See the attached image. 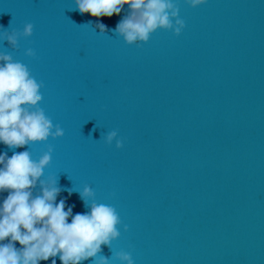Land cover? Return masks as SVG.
<instances>
[{
  "label": "water",
  "instance_id": "water-1",
  "mask_svg": "<svg viewBox=\"0 0 264 264\" xmlns=\"http://www.w3.org/2000/svg\"><path fill=\"white\" fill-rule=\"evenodd\" d=\"M178 7L181 34L158 29L138 47L112 31L127 6L100 34L73 0H0L5 30L34 25L0 51L43 82L40 107L64 131L0 152L38 158L50 144L42 179L57 178L58 200L83 213L89 185L113 206L120 236L98 254L112 264L118 251L135 264H264V0ZM113 130L123 147L106 142Z\"/></svg>",
  "mask_w": 264,
  "mask_h": 264
},
{
  "label": "clouds",
  "instance_id": "clouds-1",
  "mask_svg": "<svg viewBox=\"0 0 264 264\" xmlns=\"http://www.w3.org/2000/svg\"><path fill=\"white\" fill-rule=\"evenodd\" d=\"M179 0H73L81 15L97 18L94 29L100 34L109 31L101 18L124 15L112 29L129 44L138 47L149 41L158 29L171 30L180 35L185 21L179 16ZM195 8L207 0H183ZM89 24H92L90 21ZM34 25L26 23L22 30H5L0 25V41H7L16 49L21 38L33 35ZM27 56L34 57L32 48ZM42 81H38L28 66L0 51V144L8 149L23 148L33 143H46L49 138L64 135L59 124H54L40 107L43 99ZM108 144L115 141L123 147L116 130L106 134ZM53 147L34 158L30 150L0 152V264H82L93 258V264H112L108 257L98 255L102 245L111 247L120 236V216L108 204L99 203L91 186L79 190L87 211L73 213L75 204L68 205L67 198L57 199L64 191L56 177L42 179L51 163ZM38 188V191H36ZM69 197L73 189H67ZM7 192L4 197L3 193ZM127 230V225L124 226ZM17 242L20 247H17ZM120 264H135L131 254L118 251L113 254Z\"/></svg>",
  "mask_w": 264,
  "mask_h": 264
}]
</instances>
